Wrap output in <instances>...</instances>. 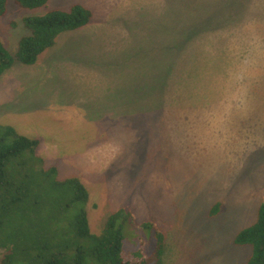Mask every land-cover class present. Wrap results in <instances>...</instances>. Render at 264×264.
Instances as JSON below:
<instances>
[{
	"label": "rangeland",
	"instance_id": "374dc122",
	"mask_svg": "<svg viewBox=\"0 0 264 264\" xmlns=\"http://www.w3.org/2000/svg\"><path fill=\"white\" fill-rule=\"evenodd\" d=\"M75 3L88 25L0 77V125L83 183L92 234L127 207L162 232L161 264H245L235 235L264 203V0H8L0 42L14 57L23 18ZM125 229L126 258L139 239L152 252Z\"/></svg>",
	"mask_w": 264,
	"mask_h": 264
},
{
	"label": "trees",
	"instance_id": "16d2710c",
	"mask_svg": "<svg viewBox=\"0 0 264 264\" xmlns=\"http://www.w3.org/2000/svg\"><path fill=\"white\" fill-rule=\"evenodd\" d=\"M8 0H0V15ZM24 9H38L48 0H13ZM91 11L79 3L66 11L22 19L29 31L19 40L12 57L0 42V77L15 61L32 66L38 56L55 44L64 32L88 25ZM185 32L186 38L191 35ZM167 73L166 76L167 77ZM39 141L0 125V264H161L163 234L153 222L136 223L127 207L110 214L98 234L88 224L89 193L77 177L59 179L54 166L37 154ZM216 207L212 214H215ZM148 231L152 252L142 254V240L126 258L124 232ZM234 242L250 247L245 264H264V203L256 221L243 228Z\"/></svg>",
	"mask_w": 264,
	"mask_h": 264
}]
</instances>
